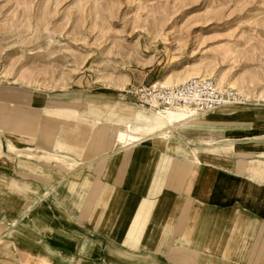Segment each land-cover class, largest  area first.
Segmentation results:
<instances>
[{"label":"rangeland","instance_id":"374dc122","mask_svg":"<svg viewBox=\"0 0 264 264\" xmlns=\"http://www.w3.org/2000/svg\"><path fill=\"white\" fill-rule=\"evenodd\" d=\"M166 75L179 79L174 84L193 75L214 82L217 79L218 88L234 89L246 100L240 107L224 109L231 115L224 132H203L204 141L227 138L230 145L224 163L208 161L207 167L196 172L198 179H203L198 194L206 193L204 201L216 203L220 200L216 186L224 182L228 172L246 177L238 173L241 157L235 159V153H243L248 146H264V113L260 112L264 109V0H0L2 145L8 137L13 143L71 152L67 147L60 149L58 142H76L77 151L72 154L89 162L106 147L94 148L89 118H85L87 129L77 130L74 124L80 119L76 112L87 110L86 102L95 97L97 104L106 108L110 100L101 95L123 105L139 106L120 99L118 90L129 84L160 81ZM47 103L51 104L48 110L37 115L30 108ZM237 113L247 117L236 119ZM25 114L30 117H23ZM212 114L216 113L198 118ZM189 140L183 142L196 144ZM153 149L154 154L159 152ZM12 163L14 167L15 159ZM37 163L59 167L60 173L64 170L60 164ZM0 172H4L1 166ZM15 176L32 182L56 181L24 173ZM28 186L29 182L0 173V264H112L105 260V251L103 258L99 257L96 241L97 249L92 253H79L59 243L55 238L58 233L73 239L82 237L77 243L83 250L93 240L62 229L54 218H47L49 210L44 205L51 207V197L42 196L46 199L42 204L38 201L44 199L37 200L34 186ZM250 186L257 192L263 185ZM75 191L74 187L62 192L58 188L55 193L56 200L62 202L55 208L66 224L72 221L64 211ZM40 205L44 212L38 209ZM250 210L247 224L254 221L262 225L264 206L251 202ZM42 222L47 223L45 237L59 259L49 255L39 242L33 227ZM156 239V235L152 237L149 248ZM153 255L156 264H179L171 260V254L169 263H163L156 252Z\"/></svg>","mask_w":264,"mask_h":264},{"label":"crops","instance_id":"0c3cea01","mask_svg":"<svg viewBox=\"0 0 264 264\" xmlns=\"http://www.w3.org/2000/svg\"><path fill=\"white\" fill-rule=\"evenodd\" d=\"M101 98L110 100L106 108L98 105L99 99L95 97L86 102L87 110L76 112L80 119L74 124L77 130L84 132L87 129L85 118H89L94 148L104 144L106 147L89 162L72 154L73 150L77 151L76 142L68 144L60 140L59 148L67 147L71 151L65 152L48 150L39 144L13 143L4 137V150L0 156L4 172L0 173L29 182L27 188L34 186L37 200L51 197V207L44 205L49 210L47 218H54L62 229L93 240L84 250L77 243L82 237L73 239L58 233L55 235L58 242L79 253H92L97 249L96 241L99 257L103 258L105 251V260L112 264H156L153 260L155 252L163 263H169L171 254V260L179 264H189V261L264 264V222L260 226L254 221L247 224V217L252 213L251 202H260L264 206V146H248L243 153L234 155L235 159L241 157L238 173L245 174L256 185H263L257 187V192L251 191L252 182L232 171L216 186L220 190L218 202H206V193L204 196L198 194L203 179L199 180L196 172L205 165L207 167L208 161L224 163L227 155H216L213 151L220 150L225 143L229 145L227 138L204 141L203 132L219 129L224 132L231 116L225 114L224 109L236 107H225L214 112L216 114L190 122L170 123L164 114H160L166 110L156 112L123 105L106 95ZM49 106L51 104L47 103L43 107L30 108L38 112L37 115ZM260 112L264 113V109ZM234 116L243 120L247 114ZM124 125H130L132 134L139 137L128 146L116 142ZM183 139H193L196 144L187 145ZM8 146L22 151V156L15 158L5 150ZM153 148H158L159 152L154 154ZM26 156L31 157L27 159ZM243 158L250 162L246 164ZM37 161L60 164L63 173L59 167H47ZM78 165L81 167L74 169ZM21 173L56 181L18 179L15 175ZM73 187L76 191L64 211L72 222L66 224L55 208L62 203L56 200L55 193L58 188L62 192ZM43 199L38 202L45 203L46 199ZM38 209L44 212L42 205ZM47 223H38L41 226L33 228L40 244L49 255H55L52 252L54 246L45 237ZM155 235L154 247L149 248ZM56 248L60 250L59 246ZM143 252L142 256L138 255Z\"/></svg>","mask_w":264,"mask_h":264},{"label":"built area","instance_id":"2783aa9c","mask_svg":"<svg viewBox=\"0 0 264 264\" xmlns=\"http://www.w3.org/2000/svg\"><path fill=\"white\" fill-rule=\"evenodd\" d=\"M139 106L151 110L159 109H192L197 114L211 112L221 106L234 104L242 97L231 88H218L209 78H195L171 86L148 84H129L122 92Z\"/></svg>","mask_w":264,"mask_h":264},{"label":"bare ground","instance_id":"6f19581e","mask_svg":"<svg viewBox=\"0 0 264 264\" xmlns=\"http://www.w3.org/2000/svg\"><path fill=\"white\" fill-rule=\"evenodd\" d=\"M190 76H192V75H190ZM193 76L194 77H191V78L189 77L188 80L203 77L202 75H200V76L193 75ZM175 80H179V79H175ZM175 80L170 78L168 75H166V76H163L160 81H155V83L157 85H161V86L167 87V86L174 85V83H172V82L175 81ZM185 81H187V80H185ZM215 82H216L217 86L220 84L219 80H217V79H215ZM229 83H231V82H229ZM229 83H228L229 87H230V85H233V84H229ZM122 91H119V92H122ZM119 96H120L121 99L123 98L121 94ZM245 101L246 100L242 97V100H239V101H237L234 104L224 105V106H221V107H219V108H217V109H215V110H213L211 112L204 113V114H197L192 109H178V110L159 109V110H156V112L164 111V110H170V111L160 112V114H164L166 116V119L170 123H174V122H178V121L190 122V121H193V120L197 119L198 116H200V115L211 114V113H214L215 111L220 110V109L225 108V107H240V106H242V105H244L246 103ZM141 108H146V107H141ZM147 109H149V108H147ZM132 133L133 132L131 130V126L130 125H124L123 131L119 132V134H118V136L116 138V142L119 145H121V146H128L129 144L138 141L139 137L136 136L135 134H132ZM3 150H4V147L2 146V144L0 142V152H1V154H2ZM5 150L8 153L13 154L15 156V158H20V155H22L21 154L22 151H20L18 149L11 148L9 146ZM229 150H230V146L227 143H225L220 150H215V151H213V153L216 154V155H225L226 156L227 153L229 152ZM1 154H0V156H1ZM30 157L31 156H26L27 159L30 158Z\"/></svg>","mask_w":264,"mask_h":264}]
</instances>
